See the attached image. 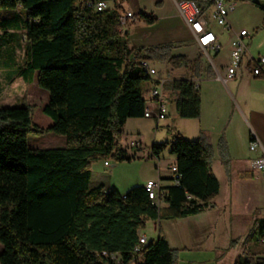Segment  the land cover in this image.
<instances>
[{
    "label": "trees",
    "instance_id": "obj_1",
    "mask_svg": "<svg viewBox=\"0 0 264 264\" xmlns=\"http://www.w3.org/2000/svg\"><path fill=\"white\" fill-rule=\"evenodd\" d=\"M84 1L0 0V10L13 12L0 17V48L19 34L26 38L22 64L13 77L26 84L36 80L48 92L43 113L52 120L44 129L33 122L29 106L0 107V264H116L112 255L129 264L147 222L200 214L214 208L211 202L220 193L212 170L214 149L204 133L195 140L175 133L170 142L151 146V158L168 147L176 156L178 178L173 173L175 185L162 188L161 206L145 187H134L125 195L104 184L91 188L93 165L135 159L120 141L126 121L145 114L143 85L153 78L141 62L189 69L188 78L170 79L164 85L167 102L182 119L200 118L195 80L202 63L175 55L172 44L132 47L130 32L121 31V5L115 2L113 8L97 12ZM137 16L146 26L158 22L153 13ZM157 103L162 118L164 104ZM30 133L63 136L66 146L33 149ZM218 152L228 169L231 158L224 137ZM252 234L264 245V219ZM230 243L234 247L236 241ZM143 249L142 260L135 264L178 262V250L170 247L161 229ZM243 255L236 264H264L263 255Z\"/></svg>",
    "mask_w": 264,
    "mask_h": 264
},
{
    "label": "crops",
    "instance_id": "obj_2",
    "mask_svg": "<svg viewBox=\"0 0 264 264\" xmlns=\"http://www.w3.org/2000/svg\"><path fill=\"white\" fill-rule=\"evenodd\" d=\"M172 1L174 2V0ZM156 5L157 7L155 9H162L164 7L161 1H158ZM108 9H111L109 5ZM175 9L177 13L173 10L172 12L176 15L178 14L177 19L179 21L172 20L170 17H163L161 14L156 24L162 19H165L166 23L170 25V30L173 29L176 33L177 41H181L182 45H180L183 50L178 53L176 50L175 55H185L190 61L200 59L196 57V53L193 57H190V48L195 47L196 50L200 48L196 44L190 29L179 16L176 4ZM147 13L154 14V11ZM122 14L124 15L125 13ZM215 27L218 26L213 27L214 31ZM215 33L221 47L219 52L212 53L209 51L208 55L200 49L204 54H207V57L209 56V63H206L204 57L200 59L202 72L200 78L195 80V82L200 81L198 85L201 95L200 118L182 119L178 117L175 106L167 102L168 114L166 117H170V107L174 115V120L164 118L167 122L163 123L162 118H159V105L156 102L155 119L145 117L130 118L124 126V134L120 141V146L127 151V155L134 156L135 159L122 163L109 161L108 166L105 165V161H101L94 165L96 168H93V166L91 168V188L104 184L107 189L116 190L121 195H125L134 187H145L148 181L159 182L161 188H168L175 185L171 168L176 164V156L171 155L169 162L165 160L164 156L171 154L169 147L158 158L150 157L151 149L146 156L142 157L130 152V146L133 145V142L130 146L128 145L129 136H136V141L140 144L139 147L143 145L142 130L137 128L135 124L141 120L151 123L152 128H155V141H159L160 137L164 134L169 137V140H164L166 142H170L172 134L175 133H179L183 137L193 140L198 139L201 133L206 135L210 145L214 149L212 170L219 179L221 186L219 195L211 202L214 208L207 209L197 215L174 220L175 224L171 223L172 220L152 222L155 230H158V232L160 229L162 230L170 247L180 251L178 264L211 263L217 258L216 252L218 248L208 245L207 242L212 235L215 236L218 228L232 227L234 223L241 225L247 218L254 217V213L257 212L264 219V179L263 175L258 171H254L251 165L254 159L264 155V74L260 76H254L252 74L251 60L249 57L264 56V50L256 51L251 48L254 38L252 35L248 43L249 54L243 61L239 75L235 79H228L227 68L230 63L233 35L225 32L224 29L215 31ZM224 37L227 39L225 43L223 42ZM224 45H229L225 52ZM212 56L214 58H220V62L216 63ZM149 63L153 64L151 62ZM159 65L165 67L167 76L158 75V77L164 78L166 81L170 79L188 78L190 76L189 69H183L182 75L184 76L174 78L171 76L172 70L168 67L169 65ZM151 77L153 78L152 82L148 83L146 94H144L146 108L154 107L152 89L156 79L154 76ZM170 131L172 132L170 133ZM252 135H255L260 142V147L256 152L250 151V138ZM221 137L225 138L230 153L231 161L228 169L223 165L218 152V142ZM32 148L39 149L37 147ZM171 162L173 163L170 164ZM234 164H237L238 168L233 170ZM167 170L170 171L169 175L165 172ZM247 172L252 173V177L242 178L241 174ZM117 176L124 180L121 179V181L119 178L116 180L114 177L117 178ZM236 186H239L241 191L247 192V199L242 201L236 199ZM254 220L253 226L258 222L257 218ZM140 233L142 234L141 231ZM142 235L148 238L146 234ZM148 240L150 239L148 238ZM189 243L192 244L189 246ZM216 260L219 263L220 260L218 258Z\"/></svg>",
    "mask_w": 264,
    "mask_h": 264
},
{
    "label": "rangeland",
    "instance_id": "obj_3",
    "mask_svg": "<svg viewBox=\"0 0 264 264\" xmlns=\"http://www.w3.org/2000/svg\"><path fill=\"white\" fill-rule=\"evenodd\" d=\"M109 7H113L116 2L118 5H121L122 13L130 12L133 14L132 18L126 19L121 27V31H129L131 38V46L137 48H147L151 46H159L164 44L173 45V53L176 54L181 52L183 49L181 47V41H177L176 33L174 30H170V25L166 23L165 19H162L158 24L154 26H146L138 18V13L143 11L153 12L157 17H170L172 20H178V14L175 9V4L172 0H105ZM161 1L164 7L156 8L157 2ZM257 4L259 6H257ZM264 7V0H236V8L233 12L230 13L229 21L232 27L236 31L242 29L248 30L253 36V41L251 48L256 51L264 50V12L261 9ZM157 10V11H156ZM163 10V11H162ZM161 11V13H159ZM172 12V13H169ZM13 12L11 11H2L0 10V17L7 18L11 16ZM171 14V15H170ZM123 15V14H122ZM159 21V20H158ZM179 21V20H178ZM172 25V24H171ZM172 28V27H171ZM174 28V27H173ZM222 28L215 27V31H219ZM223 42H226V38H223ZM26 38L21 37L20 34L18 38L13 43H4L2 48H0V107H9V106H23L27 105L31 108L33 122L41 128H48L52 124V120L43 113L44 107L49 101V94L47 91L40 88L37 84V81L34 80L31 84H26L22 79L13 77L14 72L17 70L16 67L22 64V58L24 55V48L26 46ZM249 43V41H248ZM181 44V45H180ZM229 45H224V52L227 51ZM195 47L190 48L189 55L193 57L196 53V57L202 59L204 57L206 63H209L207 54L203 53L202 50ZM2 54H7L3 56ZM212 58L216 63L220 62V58ZM4 61L7 62V66L3 65ZM167 65V64H166ZM168 66V65H167ZM151 67L156 69L158 75L167 76V71L164 66L159 64H151ZM170 67V66H168ZM171 68V76L177 78L178 76L183 77V69H174ZM185 71V70H184ZM186 72V71H185ZM187 73V72H186ZM12 79V80H11ZM200 81L196 82L198 86ZM144 94H146V89L148 83H144ZM225 88V87H224ZM170 117L166 119L174 120V115L169 107ZM166 119L162 120L163 123H166ZM147 120V119H146ZM169 120V121H171ZM155 121V120H154ZM181 121V120H180ZM156 123V121H155ZM135 126L142 131V147H139V143L136 141V136L128 137V145L130 146L133 142L134 145L130 146V152L136 153L137 156H146L150 152L151 146L154 143H163L164 140H169V137L164 134L160 137L159 141H155L154 129L152 124L141 120L135 124ZM242 126V123H241ZM162 130V129H160ZM240 130V129H239ZM144 131V132H143ZM172 132V131H170ZM171 138V137H170ZM157 140V139H156ZM28 143L30 147H37L39 149H50V148H64L66 146V138L63 136H58L52 133H46L43 135H37L30 133L28 135ZM146 145V146H144ZM172 154H167L165 160L169 162L171 160ZM171 162L170 164H172ZM113 164V163H112ZM93 168L96 166L93 165ZM237 164H234L233 170L237 169ZM168 175L170 171H165ZM218 172V171H217ZM104 173V172H103ZM105 174V173H104ZM108 176V175H107ZM116 180H124L123 178L117 176L114 177ZM121 180V181H122ZM236 199L245 200L248 198V194L245 191H241L239 186H236ZM255 201V200H254ZM254 217L247 218V220L239 225L234 223L232 227L218 228L215 236L212 235L207 242L208 245L216 246L217 258L220 260H214L211 263L207 264H236L238 261L243 260V253L246 251H251L256 254L263 255L264 257V245L260 243L259 236L250 235L251 230L253 229L254 219L257 218L258 221L262 219L259 212L254 213ZM254 218V219H253ZM171 223L175 224V221L172 220ZM142 234H146L150 240H156L158 237V230H155V226L152 222H147L146 227L141 230ZM233 239L236 243L233 244L234 247H230V240ZM184 241V240H183ZM183 243V242H182ZM187 244V242H186ZM192 243H189V246ZM178 250V249H176ZM2 251V245L0 244V253ZM243 251V253H242ZM178 250V261H179ZM178 264V262H177Z\"/></svg>",
    "mask_w": 264,
    "mask_h": 264
},
{
    "label": "built area",
    "instance_id": "obj_4",
    "mask_svg": "<svg viewBox=\"0 0 264 264\" xmlns=\"http://www.w3.org/2000/svg\"><path fill=\"white\" fill-rule=\"evenodd\" d=\"M174 2L179 16L190 29L196 44L207 54L209 51L217 53L221 48L218 37L213 30L214 26H218L224 29L225 32L233 35L231 41L230 63L227 68V78H237L242 69L243 61L249 54L248 41L252 34L246 29L236 31L230 24L229 15L236 8V0H174ZM84 5L97 12H104L108 9V4L104 0H85ZM132 17L133 14L130 12L124 14L122 16V23H125L126 19ZM249 57L251 60L252 74L254 76L264 74V56ZM141 64H144L146 68L152 69L154 71V78L156 79L153 83L152 89L154 107L146 108L144 117L155 119L156 102H164L165 116L162 117L163 120L168 114V103L164 94L166 80L158 77L156 69L152 68L149 62L143 61ZM259 147L260 142L258 138L255 135H252L250 138V151L256 152ZM105 165L108 166L109 162H105ZM251 165L252 169L260 172L264 179V155L254 159ZM171 170L176 174L174 178L177 179L178 175L176 166H173ZM145 189L149 194V198L157 206L163 204L165 191L162 190L159 182L148 181L145 185ZM148 242V238L140 233L139 243L133 252V260L129 264H135L142 260L144 253L143 247L147 245ZM111 259L114 260L116 264H121L116 255H112Z\"/></svg>",
    "mask_w": 264,
    "mask_h": 264
},
{
    "label": "bare ground",
    "instance_id": "obj_5",
    "mask_svg": "<svg viewBox=\"0 0 264 264\" xmlns=\"http://www.w3.org/2000/svg\"><path fill=\"white\" fill-rule=\"evenodd\" d=\"M142 66L144 67L146 72L149 74V76H154V71L152 69L146 68V66L144 64H142ZM163 104H164V102H163ZM164 114H165V105H163V108H162L163 117H164Z\"/></svg>",
    "mask_w": 264,
    "mask_h": 264
}]
</instances>
